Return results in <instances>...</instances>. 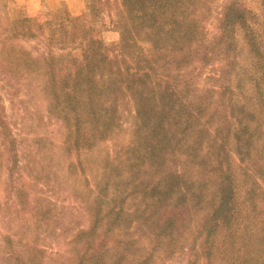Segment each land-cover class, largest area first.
I'll list each match as a JSON object with an SVG mask.
<instances>
[{
  "label": "trees",
  "instance_id": "obj_1",
  "mask_svg": "<svg viewBox=\"0 0 264 264\" xmlns=\"http://www.w3.org/2000/svg\"><path fill=\"white\" fill-rule=\"evenodd\" d=\"M7 1L0 0L7 96L0 95V264L71 261L49 255L45 239L71 248L77 264H105L113 235L111 264L134 258L144 241L150 248L137 264L160 257L161 264H264V0H255L259 13L249 0H222L213 20L217 0H88L81 16L63 7L20 20L9 19ZM106 27L118 31L119 44H105ZM29 42L43 49L28 51ZM76 44L79 57L65 53ZM35 78L69 129L65 151L76 150L80 166H97L83 190L70 183L74 155L68 174L55 156L22 159L6 100L14 104L22 80ZM71 196L78 214L62 204ZM14 213L26 222L22 234Z\"/></svg>",
  "mask_w": 264,
  "mask_h": 264
},
{
  "label": "rangeland",
  "instance_id": "obj_2",
  "mask_svg": "<svg viewBox=\"0 0 264 264\" xmlns=\"http://www.w3.org/2000/svg\"><path fill=\"white\" fill-rule=\"evenodd\" d=\"M87 1L88 0H79L80 7L73 5V8L69 9L67 5L65 4L64 0H8L7 1V15L10 20H20L24 19L28 16L36 15L40 12H49L53 9H61L63 7H66L68 11L73 16H81L86 13L87 8ZM222 0H217L215 8L213 13L212 20L214 17L217 16V13L220 12V6H221ZM31 4V6H30ZM38 5L39 9L36 12H29L27 10L29 7H35V5ZM249 8L254 13H259V4L255 0H249L248 1ZM82 8L81 14H76L77 11ZM33 10V8H30ZM108 17V11L105 9V18ZM107 23H108V19ZM214 26V21H211L210 23V30H212V27ZM99 28L97 24L91 23L87 26V29L90 32H94ZM102 37L106 45H117L119 44L120 36L116 29L113 28H102ZM241 46L243 47L244 52V59L245 64L249 63V57L247 56V51L241 41ZM79 45H71L69 48L65 51L66 54L70 55L71 57H79L81 54V49L78 47ZM144 54L147 58H153L155 55V51L151 44L144 43ZM25 48L28 51H33L36 53L38 50L43 49L41 46H37L36 44L29 42L25 44ZM21 84L24 88L21 91V94L18 95V100L14 104H10L9 101L6 100V113L8 116L9 121L11 122L12 128L14 129V132L17 136V138L21 142V155L22 159L24 160V163L27 162V157L29 156H38V159H41L45 156L50 158L51 156L56 157L57 163H59V173L60 171H63V173H69V169L67 168L69 164V160L71 159V156H73L74 163L76 164V174H74L73 179L70 181L71 184H74L76 187H79L81 190L84 189V187L87 184L86 178H90L93 181H96L93 179V171H96L97 166L96 164L90 163L89 161H85L84 159V150L78 152V155H80V158L83 160V166H80L77 164L78 159L76 158V150L73 149L72 154L68 155L67 151H65L66 147V141L69 136V129L67 128L66 124L64 123L62 117H60L58 120L55 119L54 114L50 112L51 106H49V99L46 96V93L42 91L38 86H35L34 84L37 83L36 78L33 80L31 84L24 83L22 80ZM246 92H249V86L246 87ZM0 95L3 97H6V92L1 88L0 84ZM70 142V139H69ZM44 147V150L41 151V149ZM46 149L49 148L48 152H45ZM85 148V147H82ZM47 151V150H46ZM67 153V155H66ZM83 154V157H82ZM48 155V156H47ZM66 159H64V156ZM38 165V163H37ZM40 166V165H38ZM6 179V169H5V157L2 155V152L0 150V200L4 199V182ZM92 181V183H94ZM111 190V189H110ZM62 203V202H60ZM64 205H66L67 208H69V211L74 212L78 214L79 211H81V205L78 204L72 196L69 199H66L63 201ZM15 216V219L12 221L13 227H16V230H19L22 234V228L21 225L25 222L20 221L19 218L22 220V215L17 213L13 214ZM79 219V218H78ZM26 223V222H25ZM83 225H87V220L84 219L82 221ZM34 236L33 232L28 231L27 232V238L32 239ZM54 240L52 239H45L42 241L41 245H45L48 254L53 253H61L64 255H67L69 258H71V261H67L65 259V263L67 264H77V260L74 256V253L70 251L69 247L64 248V246H56V244H53ZM119 240L116 236H110L106 239V246L107 248H110L111 250L108 252L105 250L102 255V260L105 262V264H111V259L116 258L115 256V250L114 247H116V244H118ZM150 246L148 241H144L142 244H140V251L136 253V256L134 258H127L124 261V264H137L138 262L142 261L148 254ZM47 258V257H46ZM162 258H156L154 260L153 264H161Z\"/></svg>",
  "mask_w": 264,
  "mask_h": 264
},
{
  "label": "crops",
  "instance_id": "obj_3",
  "mask_svg": "<svg viewBox=\"0 0 264 264\" xmlns=\"http://www.w3.org/2000/svg\"><path fill=\"white\" fill-rule=\"evenodd\" d=\"M64 1H65V4L67 5V7H68L69 9L73 8V5H75V7H76V6L78 7V5H79V7H80V2H79V0H64ZM34 5H35V7H29V6H28L27 10H28L29 12H36V11H38V9H39L38 5H36V4H34ZM30 6H31V4H30ZM30 8H33V10H31ZM81 13H82V8H80V10L77 11L76 14H81Z\"/></svg>",
  "mask_w": 264,
  "mask_h": 264
}]
</instances>
